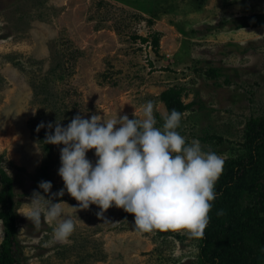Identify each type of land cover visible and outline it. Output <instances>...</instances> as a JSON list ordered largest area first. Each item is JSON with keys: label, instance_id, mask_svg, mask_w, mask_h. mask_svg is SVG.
<instances>
[{"label": "rangeland", "instance_id": "rangeland-1", "mask_svg": "<svg viewBox=\"0 0 264 264\" xmlns=\"http://www.w3.org/2000/svg\"><path fill=\"white\" fill-rule=\"evenodd\" d=\"M255 12H264V0H0V153L18 193L23 264H202L200 237L138 230L134 214L115 205L108 220L95 204L77 215L67 191L55 197L75 220L67 239L53 238L55 221L42 218L36 228L24 213L33 190L43 192L39 181L51 180L52 192L64 185L63 145L44 143L54 131L48 121L66 125L77 112L132 118L152 99L160 126L168 112L160 95L172 84L194 101L178 128L186 141L262 163L264 133L254 151L245 144L247 121L264 116V25L240 26ZM87 155L95 161L94 149ZM2 236L0 219V243Z\"/></svg>", "mask_w": 264, "mask_h": 264}, {"label": "clouds", "instance_id": "clouds-1", "mask_svg": "<svg viewBox=\"0 0 264 264\" xmlns=\"http://www.w3.org/2000/svg\"><path fill=\"white\" fill-rule=\"evenodd\" d=\"M35 111V109H33ZM156 101L148 99L142 115L114 116L77 112L65 125L48 121L44 143L60 147L58 174L63 187L52 192V181H39L24 213L39 228L42 218L55 221L53 238L67 239L75 228L73 215L65 208L67 191L79 203L70 205L76 214L92 204L99 206L97 216L115 205L134 214L138 230H186L202 237L209 223V211L217 196L216 181L223 172L224 157L204 150L199 139L191 142L178 131L182 112L176 108L161 113L157 126ZM45 127L37 124L36 130ZM95 150V161L87 155ZM49 193V195H45ZM69 204V203H68ZM222 212L223 210H218ZM78 215V214H77Z\"/></svg>", "mask_w": 264, "mask_h": 264}, {"label": "trees", "instance_id": "trees-1", "mask_svg": "<svg viewBox=\"0 0 264 264\" xmlns=\"http://www.w3.org/2000/svg\"><path fill=\"white\" fill-rule=\"evenodd\" d=\"M264 25V12L247 15L240 26ZM158 33L152 37L153 44L159 41ZM143 41L148 36L140 35ZM210 75L218 70L210 68ZM184 87L172 84L161 92L167 111L173 108L182 114L193 106L186 102ZM264 133V116H252L247 121L246 146L254 151L257 138ZM214 135L203 137L208 140ZM250 142V143H249ZM0 153V219L3 221L4 236L0 243V264H23L21 243L18 236L19 214L14 177L3 166ZM223 172L216 181L217 196L209 211L210 220L204 235L200 237L202 264H259L264 260V160L262 163H238V159H224ZM257 171V175H256ZM223 210L219 212L218 210Z\"/></svg>", "mask_w": 264, "mask_h": 264}]
</instances>
